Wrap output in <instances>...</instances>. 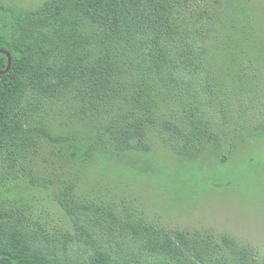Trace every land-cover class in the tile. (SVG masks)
I'll return each instance as SVG.
<instances>
[{
	"label": "rangeland",
	"instance_id": "374dc122",
	"mask_svg": "<svg viewBox=\"0 0 264 264\" xmlns=\"http://www.w3.org/2000/svg\"><path fill=\"white\" fill-rule=\"evenodd\" d=\"M48 1L0 0V6L33 10ZM174 18L180 35L201 47L199 69L178 74L194 83L196 99L160 84L148 88L158 125L147 128L145 149L118 152L115 115L84 102L73 84L46 98L27 93V125L58 140L33 134L26 148H0L6 236L52 251L60 264H93L91 240L74 226L69 200L76 211L88 208L101 239L123 238L137 224L166 236L173 258L184 264H264V0H193ZM121 81L128 94L154 83L134 66ZM193 107L204 138L161 130L171 121L187 134ZM125 241L129 248L146 240L127 234Z\"/></svg>",
	"mask_w": 264,
	"mask_h": 264
},
{
	"label": "trees",
	"instance_id": "16d2710c",
	"mask_svg": "<svg viewBox=\"0 0 264 264\" xmlns=\"http://www.w3.org/2000/svg\"><path fill=\"white\" fill-rule=\"evenodd\" d=\"M192 1L50 0L33 10L0 6V51L5 52H0V148H26L33 134L57 141L45 128L27 125L22 104L29 91L46 98L69 83L84 102L94 107L100 103L115 115L112 140L118 152L145 149L147 128L158 125L148 88L160 84L196 99L194 83L178 74L199 69L195 51L201 47L180 35L174 18L177 8L188 9ZM173 42L176 59L171 56ZM132 66L154 83L135 85L128 94L121 80ZM193 109L187 134L171 121L161 130L187 135L188 140L204 138L207 131ZM65 207L80 235L91 240L93 264H184L173 258L172 242L148 227L131 225L130 239L146 241L127 248V234L104 242L98 237L83 211L87 207L76 211L69 200ZM56 260L52 251L33 248L26 238L6 236L0 226V264H60Z\"/></svg>",
	"mask_w": 264,
	"mask_h": 264
},
{
	"label": "water",
	"instance_id": "95a60500",
	"mask_svg": "<svg viewBox=\"0 0 264 264\" xmlns=\"http://www.w3.org/2000/svg\"><path fill=\"white\" fill-rule=\"evenodd\" d=\"M0 52L5 53V52H3V51H0ZM7 56H8V62H9V64H10L11 58L9 57L8 54H7ZM8 67H9V66H8ZM8 67H7V69H8Z\"/></svg>",
	"mask_w": 264,
	"mask_h": 264
}]
</instances>
